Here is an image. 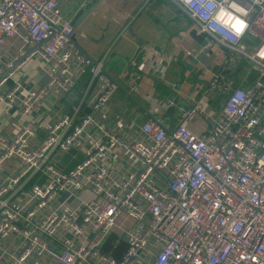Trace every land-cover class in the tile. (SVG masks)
I'll list each match as a JSON object with an SVG mask.
<instances>
[{"label": "built area", "instance_id": "built-area-1", "mask_svg": "<svg viewBox=\"0 0 264 264\" xmlns=\"http://www.w3.org/2000/svg\"><path fill=\"white\" fill-rule=\"evenodd\" d=\"M174 1L228 51L205 90L221 108L201 134L188 127L206 116L201 100L171 130L113 127L106 55L81 50L59 0H0V50L22 42L0 56V101L18 115L13 134L0 132V264H264V0ZM221 6L246 22L242 34L213 19ZM34 59L45 82L33 89L16 77ZM84 75L39 138L29 118ZM75 153V166H58Z\"/></svg>", "mask_w": 264, "mask_h": 264}, {"label": "crops", "instance_id": "crops-1", "mask_svg": "<svg viewBox=\"0 0 264 264\" xmlns=\"http://www.w3.org/2000/svg\"><path fill=\"white\" fill-rule=\"evenodd\" d=\"M96 1L59 3L64 15L76 26ZM73 39L93 59L106 55L105 70L118 85L109 105L113 127L156 119L171 130L199 100L206 116L197 115L190 120V130L197 134L206 132L218 117L221 101L211 93L206 95L205 90L228 51L201 32L174 0H103L78 24ZM21 47L20 38L9 40L0 50L2 60L15 58ZM38 66L37 59L30 61L17 81L27 88L43 86L45 78ZM79 83L77 96L84 85ZM75 101L76 98L70 103L66 96L60 102L50 98L40 105L29 118L38 127L37 136L44 137L45 127L69 111ZM17 120L18 115L9 118L5 114L0 101V132L13 134ZM75 155L59 157L58 166L65 170L75 166L82 158L79 153ZM124 248L122 244L117 253Z\"/></svg>", "mask_w": 264, "mask_h": 264}, {"label": "clouds", "instance_id": "clouds-1", "mask_svg": "<svg viewBox=\"0 0 264 264\" xmlns=\"http://www.w3.org/2000/svg\"><path fill=\"white\" fill-rule=\"evenodd\" d=\"M186 2L191 3L192 0H186ZM209 8L214 7L213 4L208 5ZM231 8L235 10L236 13H241L246 15L245 9L241 8L238 4L233 2ZM213 19L223 25H230L234 33L239 36L242 34L246 28V22L240 19L238 16L234 15L232 12L227 11L224 7H219V10L215 12ZM264 54V53H262Z\"/></svg>", "mask_w": 264, "mask_h": 264}, {"label": "water", "instance_id": "water-1", "mask_svg": "<svg viewBox=\"0 0 264 264\" xmlns=\"http://www.w3.org/2000/svg\"><path fill=\"white\" fill-rule=\"evenodd\" d=\"M103 0H97L82 16V19L76 24V26L74 27V31L77 29L78 24L85 18L87 17L98 5H100V3ZM77 98V91L74 90L72 91L68 96H67V101H69L70 103L73 102V99Z\"/></svg>", "mask_w": 264, "mask_h": 264}, {"label": "trees", "instance_id": "trees-1", "mask_svg": "<svg viewBox=\"0 0 264 264\" xmlns=\"http://www.w3.org/2000/svg\"><path fill=\"white\" fill-rule=\"evenodd\" d=\"M243 66H244V62H242L241 65L239 66V70H241L243 68ZM236 74H238V73H236ZM87 79H88V75H84L83 77H81L79 79V82H80L79 84L83 85V83H85L87 81ZM238 82L239 81L237 80V83H236L237 85L239 84ZM123 246H124V244H123Z\"/></svg>", "mask_w": 264, "mask_h": 264}]
</instances>
